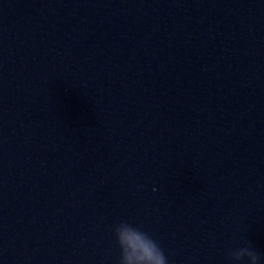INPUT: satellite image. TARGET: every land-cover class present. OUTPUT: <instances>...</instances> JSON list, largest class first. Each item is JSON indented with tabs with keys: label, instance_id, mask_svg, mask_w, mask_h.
Listing matches in <instances>:
<instances>
[{
	"label": "clouds",
	"instance_id": "1",
	"mask_svg": "<svg viewBox=\"0 0 264 264\" xmlns=\"http://www.w3.org/2000/svg\"><path fill=\"white\" fill-rule=\"evenodd\" d=\"M116 243L120 249L119 264H168V258L159 243L140 227L128 221L114 226ZM262 257L248 242L229 250L227 264H260Z\"/></svg>",
	"mask_w": 264,
	"mask_h": 264
}]
</instances>
